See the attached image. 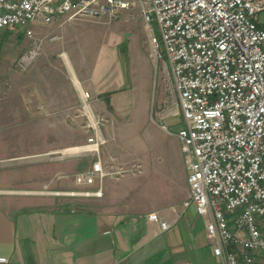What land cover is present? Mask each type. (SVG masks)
Listing matches in <instances>:
<instances>
[{
	"label": "built area",
	"instance_id": "obj_1",
	"mask_svg": "<svg viewBox=\"0 0 264 264\" xmlns=\"http://www.w3.org/2000/svg\"><path fill=\"white\" fill-rule=\"evenodd\" d=\"M133 9L151 34L154 57L162 58V46L170 65L176 113L182 116L175 136L187 172L183 207L192 206L203 218L220 264H264L255 257L264 256V236L256 225L264 226V28L255 21L264 0H0V33L25 27L31 36L27 28L33 23H111ZM37 56L34 48L16 67L26 71ZM80 115L90 135L73 152L95 160L75 182L121 174L101 164L105 118L94 111L87 91L81 92ZM149 220L161 231L168 228L155 213ZM0 264L9 261L0 256Z\"/></svg>",
	"mask_w": 264,
	"mask_h": 264
},
{
	"label": "crops",
	"instance_id": "obj_2",
	"mask_svg": "<svg viewBox=\"0 0 264 264\" xmlns=\"http://www.w3.org/2000/svg\"><path fill=\"white\" fill-rule=\"evenodd\" d=\"M255 21L264 28L259 16ZM78 59L67 61L72 65V84L61 86L43 78L40 86L27 85L30 106L44 108L41 129L29 124L19 131L16 114L2 118L0 256L9 264H220L212 254L203 218L192 206L183 207L188 184L176 136L172 165L129 158L121 167L130 174L92 184L75 182L95 158L88 153H65L73 148H67L65 141V108L75 106L81 92L87 91L98 107L107 106L120 115L129 92L118 64L91 52ZM6 66L0 79L9 75ZM39 117L32 113L27 122L34 123ZM125 117L126 122L113 118V124L104 127L105 136H112L107 139L119 143L113 146L112 155L102 152L101 163L107 156H116V151L123 153L125 139H140L143 126ZM126 130L129 133L123 134ZM23 136L32 146L18 150L17 139ZM156 171L164 175L162 183L153 175ZM65 192L74 193L69 195L72 201L62 198ZM152 213L168 225L167 230L161 231L158 222L149 220ZM260 230L264 236V226ZM255 257L264 262V256Z\"/></svg>",
	"mask_w": 264,
	"mask_h": 264
},
{
	"label": "rangeland",
	"instance_id": "obj_3",
	"mask_svg": "<svg viewBox=\"0 0 264 264\" xmlns=\"http://www.w3.org/2000/svg\"><path fill=\"white\" fill-rule=\"evenodd\" d=\"M258 16L264 27V10L257 14ZM57 24L59 23L50 25L33 23L27 28L32 32L31 36H28L25 27L9 28L0 33V72L6 65L9 72V75L0 79V87H5V90L2 88L0 91V124L4 121L3 117L16 114L19 131L27 129L29 124L41 129L44 108L36 105L30 106L26 96L27 85L32 82L39 85L43 82V78H45V82L51 81L53 84L61 86L72 84L70 67L72 65H69L67 61L71 60V63L79 61L78 58L82 53L91 52L99 58H107L111 63L118 64L117 67L122 68L126 75L123 78V83L129 91L124 100L126 114L122 112L120 115H115V112L113 113L107 106L98 107L95 104L96 100L91 96L94 111L102 114L105 118V124L102 127L105 143L99 148V156L102 157L103 151L106 155H112L115 149L113 146L116 147V144L119 143L117 139L115 141L107 139L108 135L105 136L104 132L106 125L113 124L111 123L113 118L126 122L125 116H128L134 118L139 126H143L140 139H125L121 144L125 149L123 153L116 151V156L113 158L110 156L112 160L107 156L106 161H102L101 164L105 171L122 172L107 176L103 180L117 179L130 174V172L125 173L121 167L122 162L126 163L129 158L138 159L139 157L140 160L138 159L137 162L142 160L148 162L151 158L152 162H156L157 166L161 165L162 167L168 162H170L168 165H172L175 152V133L182 126V116L180 113H176L178 111L176 93L172 85L169 62L162 46L159 48L162 58L154 57L150 43L151 34L147 31L136 9L124 12L119 19L111 23L73 20L62 23L63 26ZM151 26L152 34L160 43L154 20H152ZM51 36H56V38L50 40ZM34 48H37L38 56L26 71L21 72L16 67V61ZM32 68H35L33 73ZM10 88L15 90L9 91ZM32 113L39 114L40 117L34 123H28L27 118ZM65 114L67 118L65 129L67 148L84 145L90 133L86 130L85 119L80 115V98L75 106L65 108ZM9 125L8 122L7 126ZM162 126L165 129L161 128ZM128 131H123V134L129 133ZM23 137L17 139L18 150H26L27 147L32 146L31 142L25 136ZM177 143L179 144V142ZM132 152L140 154L133 155ZM86 156L91 157L92 155L88 153ZM92 157L94 158V156ZM180 160L184 166L181 152ZM153 175H156L157 180L162 183L164 175L161 172L156 171V174ZM65 193L67 195H63L62 198L66 202L72 201L73 197L70 196L73 192ZM256 225L258 228H262L258 221H256Z\"/></svg>",
	"mask_w": 264,
	"mask_h": 264
},
{
	"label": "bare ground",
	"instance_id": "obj_4",
	"mask_svg": "<svg viewBox=\"0 0 264 264\" xmlns=\"http://www.w3.org/2000/svg\"><path fill=\"white\" fill-rule=\"evenodd\" d=\"M74 151V148H71V149H67L66 151H65V153H71V152H73ZM64 153V152H63Z\"/></svg>",
	"mask_w": 264,
	"mask_h": 264
}]
</instances>
